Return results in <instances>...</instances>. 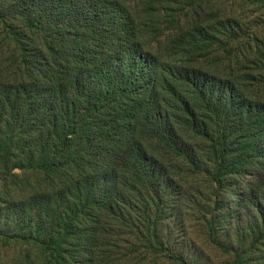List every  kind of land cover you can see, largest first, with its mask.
<instances>
[{
	"label": "trees",
	"instance_id": "1",
	"mask_svg": "<svg viewBox=\"0 0 264 264\" xmlns=\"http://www.w3.org/2000/svg\"><path fill=\"white\" fill-rule=\"evenodd\" d=\"M241 2L0 0V264H194L174 237L198 197L260 212Z\"/></svg>",
	"mask_w": 264,
	"mask_h": 264
},
{
	"label": "rangeland",
	"instance_id": "2",
	"mask_svg": "<svg viewBox=\"0 0 264 264\" xmlns=\"http://www.w3.org/2000/svg\"><path fill=\"white\" fill-rule=\"evenodd\" d=\"M243 0L240 3L243 18H246V33L249 35L252 29L260 33V43L264 48V0ZM264 64V60H263ZM264 69V65H262ZM229 136V135H228ZM217 137V136H216ZM235 139L231 138L230 144ZM20 180L34 182L36 176L17 170ZM204 190V188H203ZM264 195V188L263 193ZM227 202L218 214H213V208L206 206L201 197L196 199L186 209L185 227H178L174 240L179 241V251L185 253L194 264H231L236 259L240 264H264V241L256 244V237L264 231V200L261 202L260 212L249 214L247 207L238 201ZM206 212V214H205ZM204 219L213 221L212 235L204 230ZM250 249L249 246L252 244Z\"/></svg>",
	"mask_w": 264,
	"mask_h": 264
}]
</instances>
